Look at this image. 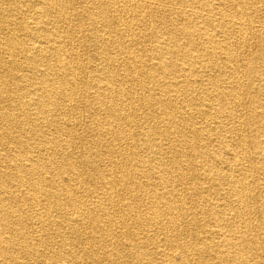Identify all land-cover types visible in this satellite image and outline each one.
I'll list each match as a JSON object with an SVG mask.
<instances>
[{
    "label": "bare ground",
    "instance_id": "bare-ground-1",
    "mask_svg": "<svg viewBox=\"0 0 264 264\" xmlns=\"http://www.w3.org/2000/svg\"><path fill=\"white\" fill-rule=\"evenodd\" d=\"M255 174L264 0H0V264H264Z\"/></svg>",
    "mask_w": 264,
    "mask_h": 264
},
{
    "label": "rangeland",
    "instance_id": "rangeland-1",
    "mask_svg": "<svg viewBox=\"0 0 264 264\" xmlns=\"http://www.w3.org/2000/svg\"><path fill=\"white\" fill-rule=\"evenodd\" d=\"M259 29H261V27H259L258 28V30ZM82 50H84V52H85V54H87V55H85V61H88V60H90V62L91 63H95L96 62V54H97V51L96 50H94L93 48H87V46H82ZM87 59V60H86ZM86 110V108H84V107H81L80 108V111H79V115L80 116H82V118L83 119H85V120H88L89 119V112ZM81 113V114H80ZM87 114V115H86ZM248 134H250V133H248ZM77 148V149H76ZM78 150V151H77ZM80 150H81V152H83L84 151V148H83V146H82V144L80 143V141H77V143H75V145H74V151H75V154H76V156L78 157L79 156V154L81 153L80 152ZM255 177L258 179V181L260 182V183H263L264 182V175H258V174H255ZM206 185V184H205ZM221 204V203H220ZM143 210V212H144V210L145 209H142ZM263 221L264 222V220L263 219H260V218H257V221L258 222H260V221ZM0 231L1 232H3V235L4 236H6V235H8L7 233H6V231H3V228L0 226ZM27 231L30 233V234H33V232L35 233V229L34 228H32L31 226H29L28 227V229H27ZM63 233H66L67 232V230L66 229H63V231H62ZM34 235V234H33ZM35 235H37V233H35ZM56 241H59L58 239H56ZM59 243V242H58ZM68 250V246H66V247H64L63 249H62V254L64 255V256H66V251ZM38 258H40L39 256H37ZM78 257L80 258V262H81V264H90L89 263V261L88 260H86L85 258H83L80 254H78ZM26 260H28V259H22V261H26ZM28 261H30L31 263L32 262H38V261H40V260H38V259H36V258H33V259H30V260H28ZM59 264H61V262H58ZM40 264H42V263H40Z\"/></svg>",
    "mask_w": 264,
    "mask_h": 264
}]
</instances>
